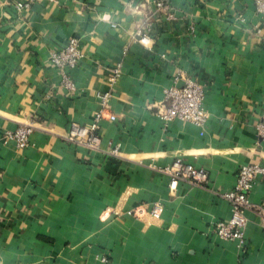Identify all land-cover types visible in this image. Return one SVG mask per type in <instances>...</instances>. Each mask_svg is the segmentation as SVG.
Returning a JSON list of instances; mask_svg holds the SVG:
<instances>
[{"label":"crops","instance_id":"1","mask_svg":"<svg viewBox=\"0 0 264 264\" xmlns=\"http://www.w3.org/2000/svg\"><path fill=\"white\" fill-rule=\"evenodd\" d=\"M15 1L0 0V264H264V175L246 210L248 246L213 230L232 216L221 193L239 166L264 164L256 0H169L146 44L138 30L157 0H35L23 13ZM72 36L83 52L69 70L74 89L51 60ZM188 76L209 83L205 128L157 112ZM106 91L116 119L101 120L99 139L70 140ZM23 122L37 128L19 149L7 135ZM177 158L205 168L209 183L181 180L171 193L159 167ZM154 202L160 217L131 213Z\"/></svg>","mask_w":264,"mask_h":264},{"label":"built area","instance_id":"2","mask_svg":"<svg viewBox=\"0 0 264 264\" xmlns=\"http://www.w3.org/2000/svg\"><path fill=\"white\" fill-rule=\"evenodd\" d=\"M34 1L16 0L14 4L23 13L32 6ZM256 2L258 8L264 11V0H256ZM144 4L143 1H139L134 6L136 9H140ZM156 7V10L149 13L144 28L142 27L138 30V34L141 37L140 40L145 44L151 39L152 35L150 32L153 29L154 17L160 13L167 14L169 0H157ZM168 16H172V13L169 12ZM192 28L194 29L193 26ZM82 58L83 52L80 46V39L76 36H72L65 47L55 50L51 54L52 62L65 71L64 85L70 89H74L76 83L69 70L77 66ZM119 73L120 70L116 69L115 74ZM113 79H115V76ZM208 86L209 83L205 79L197 76H188L183 84H175L166 88L165 99L159 103L157 112L167 121L180 118L192 121L205 128L210 116V112L205 106ZM111 95L110 91L99 93L100 108L95 114L94 122L90 126L77 122L72 123L69 133H67V137L70 140L79 138L99 139L100 134L98 131L101 120L104 118L116 119V115L110 110ZM36 128L37 125L33 122H23L14 131L8 133L7 136L14 139L19 149L26 148L30 145L32 134ZM260 134L264 138V126L261 128ZM159 170L170 176L169 190L171 193L177 190L181 180H188L198 185H205L210 180L209 173L205 168L198 167L194 163L181 158L175 159L166 166H160ZM260 175H264V164L260 162H244L239 166L235 186L221 193L231 202L232 216L228 219H219L213 224V230L216 234L227 239L238 240L243 244L244 248L248 246L245 235L247 226L246 210L251 207L250 193ZM163 209L162 203L154 202L151 207L139 205L131 213L137 216L149 213L154 217H160ZM257 209L264 213V205L258 206ZM108 258L107 255L102 256L104 262H109Z\"/></svg>","mask_w":264,"mask_h":264}]
</instances>
